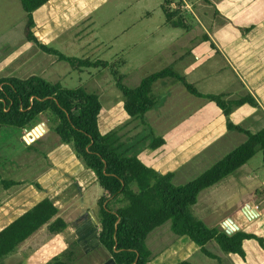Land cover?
Wrapping results in <instances>:
<instances>
[{
	"label": "rangeland",
	"instance_id": "rangeland-1",
	"mask_svg": "<svg viewBox=\"0 0 264 264\" xmlns=\"http://www.w3.org/2000/svg\"><path fill=\"white\" fill-rule=\"evenodd\" d=\"M161 2L96 0L90 10L87 7L81 10L86 13L83 21L46 45L67 56L117 63L123 83L130 88L150 73L172 65L202 93L223 94L221 92L225 91V99L245 95L246 85H249L247 65L241 66L237 56L239 51L248 53L244 45L252 44L254 39L262 43L259 39L264 38V25L259 11L264 10V0L255 4H249L247 0H184V6L180 8L184 15L187 12L188 29L167 24L160 9ZM24 16L19 0H0V77L37 74L65 87L83 86L94 91L101 103L100 132L114 131L120 152L134 155L152 167L155 160L159 171L174 172L175 183L192 178L246 138L243 133L226 128V117L214 103L191 95L181 82L171 77L152 84L151 95L156 102L153 108L141 116L129 117L123 109V96L114 84L109 66L75 69L57 60L56 56L44 53L24 37ZM204 34L215 44L216 50L209 47ZM251 58L260 63L257 53ZM227 76L231 80L235 78L237 86L226 81ZM260 116L259 111H252L246 105L240 109L234 106L229 120L254 132L261 124ZM42 122L49 130L44 131L42 127L43 133L26 145L23 136ZM50 124L45 115H40L31 127L21 130L0 146L1 177L20 181L7 189L0 183V229L10 218L46 194L44 191L49 190L48 186L55 179L49 178L48 172L55 175L54 168L61 161L66 162L68 168V175L57 177L62 181L61 185H72L84 170L89 172L90 181L68 205L59 208L68 218L65 220L70 222L62 233L53 236L42 227L35 237L4 257L1 264H25V252L40 245H43L40 262L56 256L65 261L70 259L69 264L104 263L110 257L97 242V199L103 190L93 171L76 157L72 144L62 142L50 129ZM154 137L163 138L164 143L151 149L148 145ZM263 156V151L257 149L245 164L201 190L191 208L192 213L207 226L221 229H224L221 222L229 215L241 230L264 237L263 218H248L242 210L245 205H254L255 201L264 198ZM85 177L86 174L83 180ZM78 186L81 185L78 183ZM131 187L137 189L135 183ZM125 204L126 200L118 196L110 198L108 206L114 210ZM174 236L170 222L166 221L149 232L145 243L154 253ZM191 244L193 247L187 258L182 259L191 264H242L239 257L223 252L212 240L205 246L216 256L214 258ZM243 249L248 257L247 264L262 261V256L256 260L252 254L254 251L263 254L255 241H245ZM69 250L70 254L66 253ZM29 261L33 263V259Z\"/></svg>",
	"mask_w": 264,
	"mask_h": 264
},
{
	"label": "trees",
	"instance_id": "trees-1",
	"mask_svg": "<svg viewBox=\"0 0 264 264\" xmlns=\"http://www.w3.org/2000/svg\"><path fill=\"white\" fill-rule=\"evenodd\" d=\"M47 1L19 0L25 12L24 37L39 50L56 56L57 60L68 63L72 68L109 66L114 84L123 96V109L129 117L141 116L153 108L156 102L151 95L152 84L158 79L171 77L181 82L191 95L214 103L226 117V128L243 133L246 138L192 178L175 183L174 172L160 173L138 157L120 152L114 131L100 132L101 103L94 91L83 86L65 87L58 81L51 82L31 74L27 77H0V146L21 130L31 127L40 115L46 116L51 123L50 129L62 142L72 144L76 157L93 171L103 190L97 199V240L115 264H154L145 240L149 232L166 221L170 222L174 234L188 237L209 257H215L205 246L211 240L223 252L235 253L241 258L245 257L242 243L246 239L256 240L264 249L260 236L241 229L227 234L224 229L207 226L191 210L201 190L245 164L257 149L264 154V115L255 98L250 93L236 99H225L224 94H203L172 65L150 73L137 86L130 88L123 83V74L119 72L117 63L67 56L37 39L33 30V11ZM183 3V0H162L160 9L167 24L188 29L190 25L185 23L187 12L184 15L180 8ZM204 38L214 48L209 37L205 35ZM242 104L255 107L261 114L263 124L254 132L229 120L232 107ZM163 143V138L154 137L148 147L155 149ZM0 183L4 188L19 184L1 175ZM132 183L136 184V190L131 187ZM118 196L125 199L126 204L114 210L109 208L110 198ZM44 225L50 234H57L67 226L47 197L0 229V264L4 257ZM66 253L70 254V250ZM69 261L55 256L44 264H69ZM174 264L191 263L181 260Z\"/></svg>",
	"mask_w": 264,
	"mask_h": 264
},
{
	"label": "crops",
	"instance_id": "crops-1",
	"mask_svg": "<svg viewBox=\"0 0 264 264\" xmlns=\"http://www.w3.org/2000/svg\"><path fill=\"white\" fill-rule=\"evenodd\" d=\"M95 1L96 0H48L42 6H40L35 11H33V19L35 22L33 30H34L35 36L37 37V39L41 43H43L45 45L48 44L49 42L54 41L61 34L69 32L73 27L77 26V24L80 21H83L86 13L81 11V10H84L85 7H87L88 10H90V8L93 6L92 3H94ZM257 1H261V0H247V2H249V4H255ZM79 4H82L84 7L79 6ZM256 8L259 9V7H256ZM259 12H261V14L259 13L261 15V17H260L261 22H262L261 24L264 25V20L262 19L264 17V13H263L264 10H260ZM24 15H25V12H24ZM261 24H258V25L260 26ZM263 34H264V32H263ZM205 35L206 34H204L203 37ZM255 40L256 39H254V41H252V44H245L244 45V47L246 46L245 49L248 50V53H245L244 51L238 52L237 62H239V64L241 66L247 65V69H246L247 80L246 81H247V83H249V85L245 84L246 85V91L244 93H246V94L250 93L255 98V100L258 102V104L261 108L262 114L264 115V50H262V52L260 51V49H264V38L259 39L260 41H262L263 44L261 42L258 43ZM209 47L216 50L215 44H214V48L211 47L210 44H209ZM256 53L258 54V56L260 58V63L256 62L255 60H252V58H251V55L256 54ZM183 55H181V56H183ZM195 56H197V55H195ZM225 80L226 81L229 80L230 82H233L234 83L233 87L237 86V84H236L237 81L235 80V78H233L231 80L227 76V78ZM230 87H232V86H228L227 88H230ZM221 93L225 94V91H222ZM203 94H212V93H203ZM218 94H220V93H218ZM261 101H262V103H261ZM242 105H246V107L252 108V111L256 110L255 107L250 106L248 104H242ZM242 105L239 106V109L241 108ZM259 120H261V124L259 125V127H260L263 124L261 116L259 117ZM255 123L258 124L259 121L255 122ZM25 143H27V142L25 141ZM26 145H29V144L27 143ZM157 156H158V154L154 158H156ZM154 162H155V160L153 161V167L152 166H150V167H152L155 170H157L158 172H160L161 170L159 171L156 168ZM54 169L56 171L55 175L53 174V176H52L51 173H49V172L47 175V176H49V178H55V179H54L53 183L50 186H48L49 190H47V188H46V191H44L46 194L44 196L40 197L38 200H36L34 203H32L27 208H25L23 211H21L20 213H17L16 215H14V217L10 218L9 221L5 225L10 223L16 217L21 215L24 211L28 210L35 203H37L39 200H41L42 198H45V197L49 198L51 200V202L54 204V206L58 209V215L59 216H61V217L63 216L62 218L64 220H65V218L68 219L67 217L62 215L59 208H61L62 205L65 206L66 203H67V205L69 204V202L72 200V198L75 196V194L81 188H83L84 184L85 183L87 184L88 180L90 181V179H89L90 175H89V172H87V170H84L82 173H79L76 176V179L72 185H61L62 181L59 180V178H57V177L60 176V174L68 175V173H67L68 168L66 167V162L61 161L60 165L55 166ZM165 172H169V171H165ZM165 172L161 171L160 173H165ZM84 174H86V177L83 180ZM67 178H68V176H67ZM92 179H93V176L91 177V181H92ZM12 180H14V179H12ZM15 181L20 183L19 180H15ZM78 183L81 186H78ZM15 185H18V184H15ZM15 185H12V186L15 187ZM12 186H10V187H12ZM262 192H264V187L262 189ZM256 202L257 201H255L254 205H250L252 208V211H253L252 212L253 216L251 218L261 217L264 220V198H261V200L259 202H257V203ZM259 205H261V206L259 207ZM92 215H93V211H91V218H92ZM225 218H231L232 221L238 226V229H240V226L237 224V222L231 216L227 215ZM88 219L90 220V218H88ZM222 222H221V224H222ZM69 224H70V222L69 223L67 222V226ZM42 227H45V229H46L45 225ZM42 227L39 228L30 237H28L23 243L28 241L29 238L32 239V236L35 237L36 233L38 231H40L42 229ZM64 230H62L59 233H62ZM245 232H248V231H245ZM59 233H57V234H59ZM57 234H50V235L54 236ZM155 235L157 236L158 234H155ZM256 235L260 236L264 242L263 235H260V234H256ZM174 237L175 238L168 240L166 243H164L160 247H158L157 250L154 251V253L149 249L150 253H151L150 259H151L152 263H154V264H174L176 262L181 261L182 259L187 258L188 251L191 250L193 247V245L191 244L192 241L186 236L180 237V236L175 234ZM184 237L186 238V240H184ZM160 239L161 238L159 237L157 242H159ZM248 240H253L258 244V242L254 239H246L243 241L242 246L244 245V242L248 241ZM97 242H98V240H97ZM23 243H21V244H23ZM258 246L263 251V254H259L255 251L252 252V254H254V259H256V260H258L259 257H261V256L263 257L262 261L257 262L256 264H264V249L262 247H260L259 244H258ZM42 249H43V245H40L38 247H31L28 250L29 252L26 251L25 257H27V259L24 260L25 264H44L45 262H40V257L43 256ZM52 250H53V248L50 249L51 252H52ZM231 254L239 257L235 253H231ZM210 258H214V257H210ZM29 259H33V263H29L30 262ZM177 259H179V260L176 261ZM239 259H241L240 263L247 264L248 257H247L246 252H245V257L244 258L239 257ZM101 264H115V263L110 258Z\"/></svg>",
	"mask_w": 264,
	"mask_h": 264
},
{
	"label": "water",
	"instance_id": "water-1",
	"mask_svg": "<svg viewBox=\"0 0 264 264\" xmlns=\"http://www.w3.org/2000/svg\"><path fill=\"white\" fill-rule=\"evenodd\" d=\"M42 126H44L45 131H46V130H49V127L47 126V124H46L45 122H42V123L36 125L34 128H32L30 131H32V130L38 128V127L41 128ZM30 131H28V132L26 133V135L23 136L24 140H25L26 142H28V143L34 141L37 137H39V135H37L36 137L31 136V137H29L30 140H28V139L26 138V136L28 135V133H29ZM242 210H243L244 214L247 215L249 218H251V217L253 216V214H252L253 211H252V208H251L250 205H248V204L245 205L244 208H243ZM221 225H222V227L224 228V230H225V232H226L227 234H231V233L235 232V231L238 229V226L232 221L231 218H226V219L222 222Z\"/></svg>",
	"mask_w": 264,
	"mask_h": 264
},
{
	"label": "bare ground",
	"instance_id": "bare-ground-1",
	"mask_svg": "<svg viewBox=\"0 0 264 264\" xmlns=\"http://www.w3.org/2000/svg\"><path fill=\"white\" fill-rule=\"evenodd\" d=\"M42 127H43V129H44V131H45L44 126H42ZM42 127H41V128L38 127V128H36V129L30 131V132L28 133V135L26 136V138H27L28 140H30L29 137H31V136L36 137L37 135L42 134V133H43V129H42Z\"/></svg>",
	"mask_w": 264,
	"mask_h": 264
},
{
	"label": "built area",
	"instance_id": "built-area-1",
	"mask_svg": "<svg viewBox=\"0 0 264 264\" xmlns=\"http://www.w3.org/2000/svg\"><path fill=\"white\" fill-rule=\"evenodd\" d=\"M184 1V0H183ZM183 6H184V4H183ZM185 8H189V6L187 5V3H185ZM193 13V12H192Z\"/></svg>",
	"mask_w": 264,
	"mask_h": 264
}]
</instances>
